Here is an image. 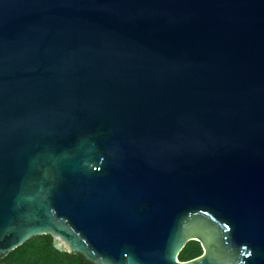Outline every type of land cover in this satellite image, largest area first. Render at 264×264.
<instances>
[{
  "label": "water",
  "instance_id": "1",
  "mask_svg": "<svg viewBox=\"0 0 264 264\" xmlns=\"http://www.w3.org/2000/svg\"><path fill=\"white\" fill-rule=\"evenodd\" d=\"M47 232L264 264V0H0V255Z\"/></svg>",
  "mask_w": 264,
  "mask_h": 264
},
{
  "label": "trees",
  "instance_id": "2",
  "mask_svg": "<svg viewBox=\"0 0 264 264\" xmlns=\"http://www.w3.org/2000/svg\"><path fill=\"white\" fill-rule=\"evenodd\" d=\"M52 233L30 236L12 250L0 255V264H101L78 250H58L53 246ZM199 240H188L178 253L179 260H188L202 254Z\"/></svg>",
  "mask_w": 264,
  "mask_h": 264
}]
</instances>
